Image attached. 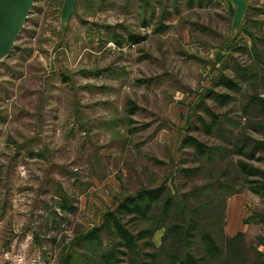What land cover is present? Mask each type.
I'll return each instance as SVG.
<instances>
[{
    "label": "rangeland",
    "instance_id": "obj_1",
    "mask_svg": "<svg viewBox=\"0 0 264 264\" xmlns=\"http://www.w3.org/2000/svg\"><path fill=\"white\" fill-rule=\"evenodd\" d=\"M248 1L233 32L231 0H77L63 32L62 0H34L0 62V264H100L111 236L83 234L158 185L146 217L122 216L153 230L152 248L138 242L155 251L149 264L187 249L206 264H264L260 223L233 239L223 230L245 182L237 159L264 167V0ZM205 107L220 114L209 133ZM257 146L253 159L235 152ZM246 191L264 214V196Z\"/></svg>",
    "mask_w": 264,
    "mask_h": 264
},
{
    "label": "trees",
    "instance_id": "obj_2",
    "mask_svg": "<svg viewBox=\"0 0 264 264\" xmlns=\"http://www.w3.org/2000/svg\"><path fill=\"white\" fill-rule=\"evenodd\" d=\"M223 79L222 83L227 87L233 88L235 86V83L231 82V80L229 81L227 77ZM222 97H224V99ZM228 97V94L222 93H217L213 96L214 99H219L222 102ZM204 111L210 116V121H206L204 117L201 116L199 118L204 130L209 133L212 131L213 126L219 122L220 114L210 110L208 107H205ZM185 142L193 146L197 154H204L208 148L202 141L193 135H187ZM259 149H261V147L257 146L247 152L244 147H242L235 149V152L244 154L248 158L253 159L256 157ZM237 164L243 174L245 181L244 185L253 192L264 196V167L251 164L243 158L237 159ZM186 170L189 171L191 169ZM194 170H191V172L187 174L194 173ZM164 191L165 186L158 185L155 187L143 188L133 195H126L115 209L105 211L100 225L90 228L83 234L85 240L98 242H102L103 240V231H106L107 234L111 236L113 243L101 252L100 264H149L155 259L156 253L154 250H140L138 247V242L143 240L144 244H148L152 248V241L146 240L151 238L153 230L151 228H140L133 231L123 222L122 216L129 214L135 217H146L149 211H151L154 202L162 197ZM170 202V198L164 201V209L166 211L170 206ZM63 206H65V204H63ZM261 215L262 213H259L254 218L257 220L261 219ZM175 226L178 227V225ZM193 227H195V223L190 225L189 228L187 226L186 236H190L188 232L189 229ZM240 234L242 233L230 239L236 238ZM200 238L206 243L207 249L210 252H219L220 246L211 233L207 231L201 232ZM260 253L264 256L263 251H260ZM167 264H206V262L202 255H195L191 249H187L182 256L172 253L169 256Z\"/></svg>",
    "mask_w": 264,
    "mask_h": 264
},
{
    "label": "water",
    "instance_id": "obj_3",
    "mask_svg": "<svg viewBox=\"0 0 264 264\" xmlns=\"http://www.w3.org/2000/svg\"><path fill=\"white\" fill-rule=\"evenodd\" d=\"M77 0H62L59 8L61 31L75 12ZM235 6L232 31L237 32L249 8L248 0H231ZM34 0H0V62L12 51Z\"/></svg>",
    "mask_w": 264,
    "mask_h": 264
},
{
    "label": "crops",
    "instance_id": "obj_4",
    "mask_svg": "<svg viewBox=\"0 0 264 264\" xmlns=\"http://www.w3.org/2000/svg\"><path fill=\"white\" fill-rule=\"evenodd\" d=\"M246 189L248 188L245 185L240 189H236L232 192L233 195H229L227 199L225 207L226 222L223 230L230 237H235L239 233L245 234L248 227L252 224L260 223L264 229V214L261 215V219L255 220L254 217L260 213V210L251 204L249 193ZM262 235H264V230ZM259 248L260 251L264 252V244Z\"/></svg>",
    "mask_w": 264,
    "mask_h": 264
}]
</instances>
